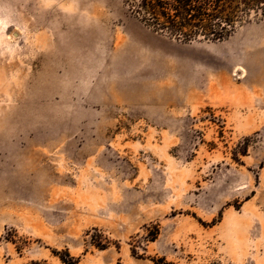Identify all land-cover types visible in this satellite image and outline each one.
I'll return each instance as SVG.
<instances>
[{"label":"rangeland","instance_id":"374dc122","mask_svg":"<svg viewBox=\"0 0 264 264\" xmlns=\"http://www.w3.org/2000/svg\"><path fill=\"white\" fill-rule=\"evenodd\" d=\"M66 253L264 264V17L182 41L122 0H0V264Z\"/></svg>","mask_w":264,"mask_h":264},{"label":"trees","instance_id":"16d2710c","mask_svg":"<svg viewBox=\"0 0 264 264\" xmlns=\"http://www.w3.org/2000/svg\"><path fill=\"white\" fill-rule=\"evenodd\" d=\"M127 12L151 31L191 41H222L247 22L264 17V0H122ZM97 249L103 250L100 244ZM66 255H68L66 253ZM63 264H75L58 256ZM153 264H172L163 258ZM26 264H48L45 260Z\"/></svg>","mask_w":264,"mask_h":264},{"label":"bare ground","instance_id":"6f19581e","mask_svg":"<svg viewBox=\"0 0 264 264\" xmlns=\"http://www.w3.org/2000/svg\"><path fill=\"white\" fill-rule=\"evenodd\" d=\"M104 40V39H103ZM85 48H86V46H85ZM256 74V73H255Z\"/></svg>","mask_w":264,"mask_h":264}]
</instances>
